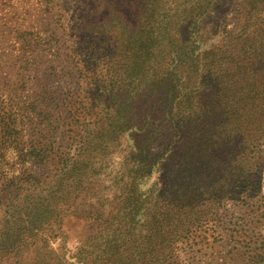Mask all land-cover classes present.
Returning a JSON list of instances; mask_svg holds the SVG:
<instances>
[{"label": "rangeland", "instance_id": "1", "mask_svg": "<svg viewBox=\"0 0 264 264\" xmlns=\"http://www.w3.org/2000/svg\"><path fill=\"white\" fill-rule=\"evenodd\" d=\"M204 2L211 8L197 16L203 29L191 28L189 18L203 12ZM244 29L264 31V0H0L4 263L36 264L47 256L69 263L80 251L120 255L119 241L106 248L107 231L89 237L84 219L96 215L109 228L127 199L144 193L160 173L156 169L149 183H134L139 180L132 178L137 159L131 134L103 137L98 124L115 117L120 104L125 120L134 104L142 107L140 83L147 68L163 60L191 95L203 73L193 59L182 62L191 53L183 52L189 38L196 40L194 54L221 43L233 54L243 53L256 48L242 38L235 49L234 34ZM151 49L161 51L149 60ZM117 76L123 83L120 100L106 87ZM211 219L181 245L183 264H264V154L249 188L226 197Z\"/></svg>", "mask_w": 264, "mask_h": 264}, {"label": "trees", "instance_id": "2", "mask_svg": "<svg viewBox=\"0 0 264 264\" xmlns=\"http://www.w3.org/2000/svg\"><path fill=\"white\" fill-rule=\"evenodd\" d=\"M209 3L201 14L189 18L191 28L203 29L197 16L209 12ZM209 21L202 19L205 25ZM192 31L191 35H198L197 30ZM246 31L234 34L235 49L242 38L251 39L256 48L243 53L233 54L221 43L194 54L196 40L185 41L183 52L191 53L183 56L182 62L193 59L203 73L191 95L184 92L179 72L163 60L147 68L146 78L140 83L144 99L137 101L142 107L134 104L125 120L120 104L115 121L111 116L98 124L97 131L103 137L131 134L137 159L132 178L139 180L134 183L144 179L149 183L156 169L160 175L144 193L127 199L119 215L107 222L109 228L101 227V218L96 215L84 219L88 221V236L97 238L98 233L107 231L106 248L119 241L115 247L122 251L120 255L83 256L80 251L81 256H72L70 264H183L181 245L197 237V231L212 220L213 208H219L226 197L249 188L264 154V31ZM159 51L151 49L149 60L158 57ZM106 87L120 100V76ZM133 90L139 96L138 90ZM123 248L131 256H122ZM5 263L11 264L10 260ZM5 263L0 256V264ZM69 263L61 256L36 262Z\"/></svg>", "mask_w": 264, "mask_h": 264}]
</instances>
